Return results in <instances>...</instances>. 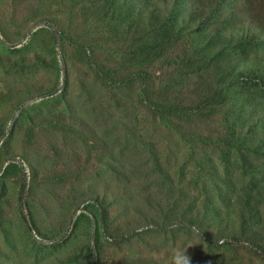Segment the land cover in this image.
<instances>
[{
    "label": "rangeland",
    "instance_id": "rangeland-1",
    "mask_svg": "<svg viewBox=\"0 0 264 264\" xmlns=\"http://www.w3.org/2000/svg\"><path fill=\"white\" fill-rule=\"evenodd\" d=\"M188 1L0 0V264H264V46L155 54Z\"/></svg>",
    "mask_w": 264,
    "mask_h": 264
},
{
    "label": "trees",
    "instance_id": "trees-1",
    "mask_svg": "<svg viewBox=\"0 0 264 264\" xmlns=\"http://www.w3.org/2000/svg\"><path fill=\"white\" fill-rule=\"evenodd\" d=\"M139 1L144 8L149 4V0ZM187 4H192V6L186 7L187 5H182L181 2H173V8H175L177 12L175 16L181 15L186 11L188 12V19L186 22L183 20H172V18L170 19L168 16L161 18L158 14L159 8L153 5L149 13H151L150 15L153 18V22L150 26L155 32L151 46L154 53H159L161 49L166 47L173 39L193 34L195 26L198 25L197 28L206 29L207 32L200 31L201 34L204 33L202 36L203 41L198 43L197 47L192 51L195 58L193 56L189 58L186 65L184 62L185 58H182V65H185L183 70L193 69V72L201 71L203 73L207 68L211 69L213 67L211 64L212 60H216L217 63L214 65L213 69L222 74V76L224 74H230L231 76L237 74L236 76H243L244 72L243 70L239 71V67H236V72L234 73L232 69H225L217 65L218 59L225 54V51L218 52L215 57L209 58L205 60V62H202L199 58L202 52H200V54H196V52L208 50L218 43L223 45L224 48L235 46L236 44L243 45L249 50V54H247L246 57H249V55L254 52L256 54V47L259 45L264 46V0H192L188 1ZM208 16L210 17L209 19H215L212 24L207 23L209 21V19L207 21ZM202 38L197 37L194 40H200ZM186 52H189L187 48L183 50V54L185 55ZM198 55L200 56L197 58L196 56ZM203 63L205 65H202ZM198 66H201L202 69L200 70ZM256 71L258 72L254 77L256 78L255 80L259 79L264 81V66L263 70L258 68ZM200 77L202 78V76ZM232 80L233 79H230L224 82L223 79H217L218 84L215 85L216 87L214 88L213 83H211L209 87L210 89L214 88V95L223 96L228 90L230 83L232 84ZM167 104L173 103L161 105L165 107ZM167 107L169 108V106ZM184 107V105L180 106L181 109L178 111L181 113ZM169 110L171 113L177 114V111L172 112V108ZM183 112L186 111L184 110Z\"/></svg>",
    "mask_w": 264,
    "mask_h": 264
},
{
    "label": "clouds",
    "instance_id": "clouds-1",
    "mask_svg": "<svg viewBox=\"0 0 264 264\" xmlns=\"http://www.w3.org/2000/svg\"><path fill=\"white\" fill-rule=\"evenodd\" d=\"M171 264H191V258L187 253V249L177 248L173 250Z\"/></svg>",
    "mask_w": 264,
    "mask_h": 264
}]
</instances>
